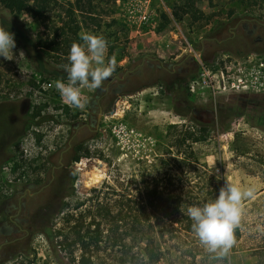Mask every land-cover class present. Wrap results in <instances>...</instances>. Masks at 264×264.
<instances>
[{"label":"rangeland","instance_id":"rangeland-1","mask_svg":"<svg viewBox=\"0 0 264 264\" xmlns=\"http://www.w3.org/2000/svg\"><path fill=\"white\" fill-rule=\"evenodd\" d=\"M59 1L67 8L77 0ZM81 4L85 10L74 11L82 26L75 42L81 52L73 57L55 46L54 28L64 24L60 11L32 7L18 17L30 23L52 64L67 67L71 61L73 67L101 70V82L39 72L21 42L0 30V229L7 221L4 197L16 177L34 176L51 148L66 147L73 122L91 111L98 87L122 85L113 93L115 108L104 110L100 129L70 164L60 203L53 204L50 217L35 213L30 234L6 237L0 264H78L79 246L65 247V235L71 242L81 220L82 232L101 239L92 244L95 264H263L264 92L198 95L190 89V75H197V54L204 60L264 62V45L247 36L254 22L264 24V0H149L155 14L143 26L128 22L116 0ZM187 9L212 18L194 19ZM41 13L51 16L45 24ZM69 18L65 9V29ZM48 36L49 48L43 45ZM170 64L189 67L188 75L175 76ZM45 81L52 85L43 88ZM178 157L186 159L180 163ZM93 171L101 173L100 181L94 182ZM153 176L167 198L163 205L176 211L175 221L163 218V234L155 238L144 230L126 237L133 215L147 203ZM119 208L121 220L115 216ZM213 210L211 227L207 215ZM139 220L144 225L142 215ZM194 220L197 233L178 229Z\"/></svg>","mask_w":264,"mask_h":264},{"label":"trees","instance_id":"trees-1","mask_svg":"<svg viewBox=\"0 0 264 264\" xmlns=\"http://www.w3.org/2000/svg\"><path fill=\"white\" fill-rule=\"evenodd\" d=\"M250 0H240V2H245ZM254 3L256 0H252ZM91 3H89V8L91 9ZM32 7H36L37 9H40L42 7H49L50 11H60L61 14L64 16L62 17L63 20V26L62 27H55V38L57 39V43L55 44L57 51L59 54L65 56L69 55L70 57H73L81 52L80 47L75 45V42L80 41V37L78 36V31L81 29V24L77 19L74 17V11L76 9L80 11L85 10V6L81 4V0H77L75 3V7L72 5L71 7L65 8V3L60 2L59 0H0V30L7 32L12 37L17 38L23 48L26 50L29 58L32 60L33 65L36 70L43 74L51 75L54 78H58L61 80H73L75 82H79L82 79H88V80H95L97 82H101L104 78V73L101 70L97 69H86L81 67H73L71 65V61H68V66L63 67L62 65H54L50 62L49 59L46 58L44 52L41 49L40 44V37H38L37 34L33 33L32 26L28 21H24L18 17V14H20L23 11L29 10ZM65 9L66 13L70 15L69 21L66 25L65 29ZM89 10V9H87ZM187 12H191L193 14L194 19H197L199 17H203L206 22H209L211 20L210 14H204L201 11L199 15H195V13L191 9H187ZM40 19L43 24H45L46 20L51 19V16L41 13ZM82 22L87 24V21L85 20V17L82 19ZM56 26V25H55ZM52 39H49V36L43 40V45L46 47H50L52 44ZM196 73H192L190 75L191 77H194ZM205 125H208V123H205ZM205 125H202L204 127ZM191 137L192 135L189 134ZM200 137L196 136L193 137L194 141H198ZM84 149V148H83ZM79 158V155L76 157V159ZM186 158L182 157L176 159L178 162L183 163ZM153 181V182H152ZM219 181H217L218 184ZM150 184L152 186L150 187ZM159 178L157 176L151 177V183L147 185L146 190V198L147 203L145 205H142L140 207V214L144 218V225H142L139 220V215L134 214V223L133 225H130L129 229L127 230L126 237L131 234V231L133 234H137L141 230H144V234H147L150 236V238H155L157 234H163V227L165 226V220H171L175 221L176 218L174 212L170 207L164 206L163 203L167 201V198L165 197L163 191L159 188ZM181 199V195H177L175 197V201H178ZM212 208V207H211ZM107 212L109 210L107 209ZM222 212V210H221ZM123 209L119 208L115 214V216H119L117 219L121 220L124 218ZM185 214V213H183ZM187 219H191L194 217L190 214H185ZM215 210L211 211L210 214L207 215L209 220V225L212 227L213 222L215 220ZM197 217L195 216L194 219ZM195 221V220H194ZM200 224L198 222H193L192 224L188 223L187 225H184L182 227L179 226L178 229H183L184 231H191L195 232L194 228L199 227ZM85 225L83 221H79V224L73 226V232L72 235L74 236V239L69 242V236L65 235V247L72 244H77L80 249L79 258H78V264H95L93 259V249L92 244L97 243L101 241L99 236H96L94 240L90 239V233L89 230L84 229ZM146 228V229H145ZM87 232V233H86ZM230 232V231H229ZM124 234V233H122ZM231 238L229 239V247H234V244L236 242L235 238H232V235L230 234ZM92 238V236H91ZM149 238V239H150ZM62 243V241H61ZM260 250H264V241L262 244L259 245ZM144 250H148V245L144 247ZM227 252V251H226ZM225 254V253H224ZM264 264V262H263Z\"/></svg>","mask_w":264,"mask_h":264},{"label":"flooded vegetation","instance_id":"flooded-vegetation-1","mask_svg":"<svg viewBox=\"0 0 264 264\" xmlns=\"http://www.w3.org/2000/svg\"><path fill=\"white\" fill-rule=\"evenodd\" d=\"M244 27L247 28L246 23H244ZM258 29H260L259 32H257ZM247 36L252 37L253 44L264 45V24L260 25L254 22L252 27L247 29ZM155 60L159 61L158 67L164 66L161 60L156 58ZM168 66L171 67L169 71L173 72L175 76H179L181 73L188 75L190 70L189 67L186 69L181 66L176 67V64ZM121 86L110 90L107 85L106 91H103L102 86L98 87L96 97L91 102V111L88 114L83 113L82 119L73 122V129L66 147L60 144L51 148L44 158L46 163H41L39 168L34 170L33 173H36L34 176L18 175L16 177L11 188L12 192L8 197H4L6 201L3 215L6 216L7 221H2L0 248H3L8 242L6 237L13 233L30 234L32 226H29V222L36 212H43L46 216H51L50 211L53 204L57 205L62 198V188L65 185L66 173L70 172V164L75 162L76 157L84 151L83 144L87 138L92 137L100 129L104 110L109 105L115 108L113 93L120 90ZM96 109H98V113L94 112ZM193 112H197L195 108H193ZM99 113H101L100 118ZM81 129H85L84 134H81Z\"/></svg>","mask_w":264,"mask_h":264},{"label":"built area","instance_id":"built-area-1","mask_svg":"<svg viewBox=\"0 0 264 264\" xmlns=\"http://www.w3.org/2000/svg\"><path fill=\"white\" fill-rule=\"evenodd\" d=\"M122 7L126 20L132 24L143 26L153 21L154 12L149 7V0H116ZM198 72L190 81V89L198 95L205 91L209 93L237 91L264 92V62L253 59L242 62H227L225 59H202L195 55ZM51 81H45L43 88L51 86Z\"/></svg>","mask_w":264,"mask_h":264},{"label":"bare ground","instance_id":"bare-ground-1","mask_svg":"<svg viewBox=\"0 0 264 264\" xmlns=\"http://www.w3.org/2000/svg\"><path fill=\"white\" fill-rule=\"evenodd\" d=\"M91 175H92V179L94 180V182H98V181H100L101 178H102L101 173L96 172V171H93V172L91 173Z\"/></svg>","mask_w":264,"mask_h":264},{"label":"water","instance_id":"water-1","mask_svg":"<svg viewBox=\"0 0 264 264\" xmlns=\"http://www.w3.org/2000/svg\"><path fill=\"white\" fill-rule=\"evenodd\" d=\"M100 116H101V113H99V118H100Z\"/></svg>","mask_w":264,"mask_h":264}]
</instances>
